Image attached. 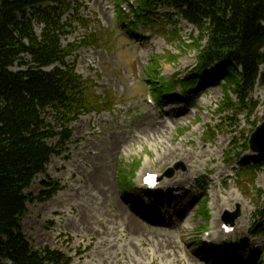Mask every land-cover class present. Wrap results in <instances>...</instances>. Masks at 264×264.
Masks as SVG:
<instances>
[{"label":"rangeland","instance_id":"obj_1","mask_svg":"<svg viewBox=\"0 0 264 264\" xmlns=\"http://www.w3.org/2000/svg\"><path fill=\"white\" fill-rule=\"evenodd\" d=\"M117 1L73 0L81 5L79 14L88 26L75 20L63 43L97 37L96 44H82L75 52L76 73L94 82L98 96H112V105L76 120L68 152L53 157L46 174L28 189L27 194L39 197L51 189L44 183L59 188L52 199L29 203L23 220L27 240L37 251L48 248L64 254L68 264H223L195 243L210 239L214 246L225 244L227 236L220 231L226 213L241 210L227 251L235 264H252L255 253L264 255V156L247 150L246 142L264 123V87L256 85L242 113H223L229 104L224 82L199 91L194 107L150 104L151 74L166 80L177 74L182 79L196 69L198 52L189 45L199 33L174 13L163 12L157 16L160 27H142L135 21L146 36L131 34L124 26L130 21L120 17H127L129 2L135 0H124L122 7ZM176 31L179 38L170 35ZM36 33L40 36L42 27L36 26ZM170 56L178 60L170 62ZM69 61L73 63L74 56ZM183 91L179 87L176 95ZM228 94L240 103L238 93ZM251 161L260 168H255V188L247 191L234 168ZM170 170L172 177L167 176ZM149 172L157 174L163 186L156 195L142 187ZM144 206L155 210L147 215L140 209ZM239 239L249 240L243 250L246 261L234 253Z\"/></svg>","mask_w":264,"mask_h":264},{"label":"trees","instance_id":"obj_2","mask_svg":"<svg viewBox=\"0 0 264 264\" xmlns=\"http://www.w3.org/2000/svg\"><path fill=\"white\" fill-rule=\"evenodd\" d=\"M123 2L118 0L119 5ZM76 4L73 0H0L2 264H68L69 259L58 251L35 250L24 234L23 220L29 203L48 201L58 192L57 184L44 183L49 191L39 197L27 194L34 180L46 174L52 158L68 152L74 141L73 123L85 112L109 110L112 105V96H98L94 82L76 73L75 52L82 44H96L97 37L90 35L81 44L63 43L73 32L75 20L88 26L79 14L81 5ZM135 8L134 18L140 26L158 28L157 16L167 12L199 33V39L189 45L198 52L196 69L183 79L175 77L163 88L174 91L182 87L188 106H194L203 88L224 82L229 104L223 113H242L256 85L264 87V0H138ZM131 25L134 33L138 25ZM36 26L42 27L40 36ZM170 35L179 38L177 31ZM72 56L73 63L69 61ZM177 60L169 57L170 62ZM16 66L20 69L14 70ZM150 77L156 100L164 102L163 90L154 85L158 74ZM229 91L240 95V103L233 102ZM52 140H56L54 145ZM246 143L249 149L248 140ZM246 169L238 179L245 181L244 189L250 191L255 188L257 172ZM257 193L263 194L260 189ZM202 212L208 219L205 207ZM259 228L255 226L257 231ZM203 246L201 240L195 243L197 248Z\"/></svg>","mask_w":264,"mask_h":264},{"label":"water","instance_id":"obj_3","mask_svg":"<svg viewBox=\"0 0 264 264\" xmlns=\"http://www.w3.org/2000/svg\"><path fill=\"white\" fill-rule=\"evenodd\" d=\"M249 146L253 152L264 154V123L256 128L249 140ZM170 176L174 174V170H170ZM240 215L238 211L231 214V223Z\"/></svg>","mask_w":264,"mask_h":264},{"label":"bare ground","instance_id":"obj_4","mask_svg":"<svg viewBox=\"0 0 264 264\" xmlns=\"http://www.w3.org/2000/svg\"><path fill=\"white\" fill-rule=\"evenodd\" d=\"M175 154H177V151L175 150V151H173ZM174 185H177V184H174ZM173 189H175V190H179V188L178 187H173ZM135 222H132V221H130V228L132 229V228H135L134 226H135V224H134Z\"/></svg>","mask_w":264,"mask_h":264}]
</instances>
